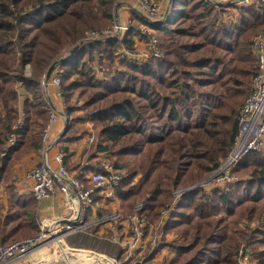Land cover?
Here are the masks:
<instances>
[{
	"label": "trees",
	"instance_id": "trees-1",
	"mask_svg": "<svg viewBox=\"0 0 264 264\" xmlns=\"http://www.w3.org/2000/svg\"><path fill=\"white\" fill-rule=\"evenodd\" d=\"M119 4L120 0H0V187L9 195L4 219L0 203L1 245L39 232V203L33 195L19 197L12 176L15 165L43 144L50 114L47 94L40 89L43 74L49 78L60 70L67 127L60 141L79 140L86 131L76 125L90 122L96 136L88 157L109 154L125 171L115 191L124 214L143 204L149 221L158 224L166 204L173 205L174 191L202 182L233 146L239 110L258 71L249 37L264 27V4L240 8V22L231 26L222 24L219 14L235 7L231 3L217 9L204 0H170L156 22L133 11L139 23L155 31L162 56H152L143 65L121 60L115 73L99 79L91 67L95 56L114 67L117 48H132V34L140 33L132 27L122 40L86 35L110 27L118 19ZM26 65L32 68L31 77L24 74ZM19 85L31 95L24 102L26 122L16 132L15 145L2 156L17 117ZM233 174L240 179L229 187L212 192L197 187L175 199L165 232L180 235L149 251L146 260L168 244L175 254L162 264H238L239 251L247 245L258 264H264V154H247ZM96 232L77 233L67 242L121 257L122 248ZM81 239L86 240L84 246Z\"/></svg>",
	"mask_w": 264,
	"mask_h": 264
},
{
	"label": "built area",
	"instance_id": "built-area-1",
	"mask_svg": "<svg viewBox=\"0 0 264 264\" xmlns=\"http://www.w3.org/2000/svg\"><path fill=\"white\" fill-rule=\"evenodd\" d=\"M210 4L231 5L242 8L248 6H259L264 4V0H204ZM140 7L149 13L152 11L154 16L150 18L152 22L159 21L157 18L161 9L160 5H150L147 0H138ZM229 8V7H227ZM141 10V9H139ZM157 18V19H156ZM133 27V19L129 18L125 22L115 20L111 29L105 31L106 36H113L120 33H128ZM155 31L150 27L142 28V34L146 35L150 42L148 54L143 57H136L132 52L121 50L117 55L128 61L143 64L147 63L151 55L160 57L161 53L156 47ZM146 38V37H145ZM146 38V39H147ZM253 51L257 59L258 71L253 78L251 92L247 97L239 117V128L234 138L233 146L219 168L209 177V181L215 186L226 185L234 182V167L251 152H264V31L257 34L252 41ZM153 51L152 53H149ZM124 55V56H123ZM128 56V57H127ZM127 57V58H126ZM60 71L55 72L51 77L40 81L42 92H47L48 88L56 87L60 89ZM20 89V88H19ZM48 107L54 105L50 97L45 98ZM59 113L55 106L51 109L48 122L42 131V147L40 149V161L26 172V178L32 181L31 193L38 202H43L51 198L61 197L68 214L63 217L43 219L39 223L37 235L28 237L24 240L12 244L0 245V264H12L26 258L34 251L56 243L57 237L69 247L66 239L74 234L85 232L89 228L97 229L99 235H109V240L120 246L123 250L121 258L107 257L111 264H148L144 257L145 252L156 249L166 242L165 225L170 217L169 212L176 207V202L169 211H164V216L160 224H152L144 214V205H137L131 214H124L121 204L115 205L119 201L115 191L123 180L124 174L115 167L109 158L101 161V169L93 171L79 178L72 171L68 170L64 164V154L59 152L55 156L57 166L48 156V145L54 124L57 122ZM26 114L22 108L17 110V121L13 126V131L4 143L2 156L11 149L16 143V132L25 126ZM105 155L101 153V156ZM180 188L174 192L176 200L188 190ZM101 197L106 207L110 206V213L102 216H93L97 197ZM155 225V226H154ZM83 250V249H82ZM88 251V250H87ZM92 252V251H90ZM243 260V258L241 259ZM247 261V257L244 258Z\"/></svg>",
	"mask_w": 264,
	"mask_h": 264
},
{
	"label": "rangeland",
	"instance_id": "rangeland-1",
	"mask_svg": "<svg viewBox=\"0 0 264 264\" xmlns=\"http://www.w3.org/2000/svg\"><path fill=\"white\" fill-rule=\"evenodd\" d=\"M129 1H132V0H120V4L118 5V7L116 8L115 10V16L117 15L118 13V9L124 7V6H128ZM135 4L136 6H138L137 10H136V13L140 16H143L144 18H147L149 21L151 20L150 18L154 19L153 16H154V13L152 11H150L149 13L146 11V9H143L142 7H140V4L138 2V0H135ZM149 2L150 5H160L161 6V9H160V12L157 13L159 14L157 18H163V16L165 15L166 13V10L168 8V5H169V1L170 0H147ZM206 2V1H205ZM134 3V1H133ZM217 9H221V8H218L216 6ZM29 9V8H27ZM141 9V10H139ZM227 10H225V12H223L222 10L219 11V12H222V13H219L221 14V16L223 17L222 18V24L226 25V26H231V24H235V23H238L240 22V19H241V16H240V8L239 7H229V8H226ZM13 11L15 14H18L17 10L15 7H13ZM148 14H146V13ZM135 14V13H134ZM134 14L132 12V16H131V19H133V27L135 29H138L140 31V33H134L132 34L131 37H133L134 39H136L137 41H135L133 43V46L132 48L128 47L127 45L125 44H122L120 45V47L117 48V51H116V55H117V52L121 50H126V51H129V52H132L133 55H135L136 57H143L146 53L148 54V49L150 48V42L152 43V40L153 39H150V41H148V39L146 40L147 36L142 34V28H145L147 27L146 25L142 24V23H139L136 18L134 17ZM149 17H147V16ZM156 18V19H157ZM127 21V20H126ZM115 21L112 22L111 26L110 27H105V28H102V29H99V30H95V31H89L87 32V36L88 37H91V38H98V37H117L118 39L122 40L125 35V33H120V34H115L113 36H106L104 33L106 30L108 29H111L113 24H114ZM118 22H119V19H118ZM125 22V21H123ZM262 31H264V27L261 28V30L257 31V32H254L253 34L250 35L249 37V47H250V51H251V55L254 57L255 59V62L257 63V59H256V55L253 51V47H252V41L254 39V37L261 33ZM155 33V32H154ZM157 43H156V47L158 48L159 52L161 53V56H162V51L160 50L159 48V40L156 36V33L154 35ZM146 37V38H145ZM153 51L149 52V53H152ZM124 56V55H123ZM154 56V55H151L150 58ZM160 56V57H161ZM128 57V56H127ZM126 57V58H127ZM150 58L148 59V62H150ZM102 60L103 58L100 59V55H96L94 60L91 62V67H93V70L95 72V74L97 75V77L99 79H104V78H107L108 76H110L111 74L115 73L116 70L118 69L119 67V62H121V60H126L125 58L122 57V55L119 57L118 55L116 56V62H115V66L112 67V68H109L107 67L106 65H103L102 64ZM147 62V63H148ZM101 63V64H100ZM146 63V62H145ZM143 63V64H145ZM142 64V65H143ZM141 65V64H140ZM58 71H60L59 69L55 70V72L58 73ZM54 72V73H55ZM53 73V74H54ZM24 74L26 77H31L33 75V71H32V68L30 65H26L25 67V70H24ZM52 74V75H53ZM44 75V74H43ZM43 75L41 77V79H43ZM51 75V76H52ZM50 76V77H51ZM255 76V75H254ZM254 76L251 78V81H250V88L252 87V81H253V78ZM40 79V80H41ZM51 88V87H50ZM48 88V91L46 92L47 94V97H49L48 95V92L50 91ZM60 92H61V85H60ZM28 93V92H27ZM26 95H23L20 91L19 88H17V94H18V97H17V103H16V106H15V109L18 110L19 108H22L24 111H25V107H24V102L25 100L27 99V97H30L31 95L27 94ZM21 95V96H20ZM62 96V92L60 94ZM25 97V98H24ZM81 102V101H80ZM79 102V103H80ZM54 104V103H53ZM81 105V104H80ZM55 105H52V107H49L50 111L51 109L54 107ZM243 106V105H242ZM241 106V108H242ZM48 107V106H47ZM241 108L239 110V114H238V119L240 117V112H241ZM57 110V109H56ZM64 112H65V106H64ZM95 111H92L91 114H94ZM26 114V112H25ZM16 121H17V117H16ZM15 121V123H16ZM14 123V124H15ZM13 124V126H14ZM87 125H91V128H92V135H91V138H90V146H89V150L91 149L92 147V142L94 141V136H96V133H95V130H94V127H93V124L90 123V122H86ZM13 126H12V131H13ZM14 133V131H13ZM85 137H88L90 136V134H88V132H86V134L84 135ZM4 146V145H3ZM2 146V148H3ZM95 150V149H93ZM40 152V150H39ZM1 153H2V150H1ZM63 153V152H62ZM102 153V152H100ZM64 154V153H63ZM258 154H264V152H260ZM106 156H108L109 160L113 163L115 161V158L109 154H106ZM65 158V156H64ZM223 161V160H222ZM221 161V163H222ZM39 163V162H38ZM115 163V162H114ZM66 165V164H65ZM115 165V164H114ZM116 167V166H115ZM117 168V167H116ZM219 168V167H218ZM217 168V169H218ZM216 169V170H217ZM215 170V171H216ZM122 171V174H125V171L124 170H121ZM214 171V172H215ZM212 172L210 175H206L204 180H202V182H200L199 184H197L198 186L197 187H202L204 192H212V190L216 189V188H224V187H229L230 185H232L233 183L237 182L240 178L236 175L233 174L234 178H236V180L234 182H231L229 184H226V185H221V186H217L215 187L210 181H209V177L214 173ZM193 186H196V185H193ZM191 186V187H193ZM181 188V187H179ZM177 188V189H179ZM190 188V187H189ZM176 189V190H177ZM187 189V188H186ZM175 190V191H176ZM174 191V192H175ZM174 194V193H173ZM175 199H176V196L174 195V201H173V205L175 203ZM172 206H169L168 204H166V207H164L163 209V212H162V218L164 216V211H169V209H171ZM109 212H105L104 215H107L109 214ZM131 214V213H130ZM169 214H171V211L169 212ZM127 215V214H126ZM162 221V219H161ZM161 221L158 223L160 224ZM156 224V225H158ZM155 226V225H154ZM92 229H95L94 227H92ZM91 230L90 228L87 231ZM98 231V230H97ZM96 235L97 236H100V237H105V238H109V235H99L98 232H96ZM180 235V232L179 234L176 233L175 231H171L170 233H166V242L167 239L169 238V236H172L171 239H173V236H174V239L171 240L174 242V240L179 237ZM79 236L77 234H74V235H71L69 236V238H72V240L76 239V237ZM32 237V236H31ZM66 241H68L66 239ZM82 242H80L83 246H84V243L86 240H80ZM170 241V242H171ZM165 242V243H166ZM68 244V242H67ZM1 245V244H0ZM9 245V244H8ZM69 245V244H68ZM2 246H6V245H2ZM171 247V246H170ZM172 248V247H171ZM83 249V250H82ZM88 250V251H87ZM174 250V249H173ZM243 250V251H242ZM92 251V252H90ZM148 254V251L145 252L144 254V257L146 258ZM175 254V250L173 252V255ZM123 255V253H122ZM121 255V256H122ZM173 255H171V257L169 258H166L164 260L161 261V259H159V261H154L152 263V259L151 261H148V260H145V262L148 264H162L163 262L165 263L166 261L170 260ZM107 257H111L110 255L108 254H104L102 252L99 251V249L97 248H94L93 250L92 249H86V248H76V247H72L71 245H69V247H67L63 242L62 240L60 242H56V243H51V245L47 246V247H42L36 251H34L33 253L29 254L28 256H26V258H23L17 262H14L12 264H95L94 263V259L96 260V264H111L109 261H108V258ZM247 257V261L245 262L244 261V258ZM121 258V257H119ZM243 258V260H241ZM237 259H238V264H258V259L255 257L254 255V251L251 247H248L247 245H245V247H242V249H240L239 251V254L237 256ZM87 261V262H86Z\"/></svg>",
	"mask_w": 264,
	"mask_h": 264
},
{
	"label": "crops",
	"instance_id": "crops-1",
	"mask_svg": "<svg viewBox=\"0 0 264 264\" xmlns=\"http://www.w3.org/2000/svg\"><path fill=\"white\" fill-rule=\"evenodd\" d=\"M134 1V3H133ZM128 2V1H127ZM135 0L129 1V5L124 6L118 9L117 17L119 21L123 22L131 18L132 12L137 10L138 6L135 4ZM136 18V17H135ZM137 41L136 39H134ZM134 41V42H135ZM20 91L23 95H26L27 90L19 85ZM41 89V87H40ZM48 95L54 103L57 112L59 113V117L57 122L54 124L48 147V156L53 166H57L55 161V156L59 152L64 153V164H66V168L76 174L79 178L85 177L90 172L97 171L100 163L103 159L108 158V156L103 155L101 156L100 153H97L92 160L88 157L89 155V146H90V138L92 133L91 125H87L86 123L77 124L75 128L83 127L90 136L85 137L83 136L79 140H76L72 143H63L60 141V137L66 131V121L64 120V102L63 98L60 95V89L56 87H51L49 89ZM28 94V93H27ZM21 96V95H20ZM25 98V97H24ZM66 149L65 151L62 149ZM41 155L40 152H33L27 156H25L22 160H20L14 167L12 181L15 184V192L19 197H24L28 195H32V181L26 178V172L34 167L40 161ZM90 159V160H88ZM8 190L5 189L3 186L0 187V203L3 205V216L2 218L7 215L9 200H8ZM38 215H39V223L43 219H51L56 217H63L68 214V209L64 205V201L61 197L51 198L43 202H38ZM115 205L120 204V201H116ZM110 206L106 207L104 201L101 197H97V203L95 207V211L91 212V218L93 216H102L105 212L110 211ZM11 225L10 227H12ZM9 227V228H10ZM17 232H14L16 234ZM10 235L5 238V240L10 239ZM172 236H169L167 239L168 243L174 239H171ZM173 248H171L168 244L166 246L161 247L157 253L155 254L154 258L152 259V263L155 261H159V259L164 260L166 258L171 257L173 255ZM151 263V264H152Z\"/></svg>",
	"mask_w": 264,
	"mask_h": 264
},
{
	"label": "bare ground",
	"instance_id": "bare-ground-1",
	"mask_svg": "<svg viewBox=\"0 0 264 264\" xmlns=\"http://www.w3.org/2000/svg\"><path fill=\"white\" fill-rule=\"evenodd\" d=\"M61 241V238L60 237H57L56 241L55 242H60ZM87 262V261H86ZM94 263L96 264V260L94 259Z\"/></svg>",
	"mask_w": 264,
	"mask_h": 264
}]
</instances>
